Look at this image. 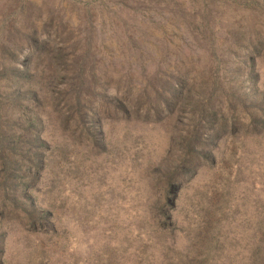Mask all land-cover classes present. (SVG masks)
Wrapping results in <instances>:
<instances>
[{"label": "rangeland", "instance_id": "obj_1", "mask_svg": "<svg viewBox=\"0 0 264 264\" xmlns=\"http://www.w3.org/2000/svg\"><path fill=\"white\" fill-rule=\"evenodd\" d=\"M261 214L264 0H0V264H247Z\"/></svg>", "mask_w": 264, "mask_h": 264}, {"label": "trees", "instance_id": "obj_2", "mask_svg": "<svg viewBox=\"0 0 264 264\" xmlns=\"http://www.w3.org/2000/svg\"><path fill=\"white\" fill-rule=\"evenodd\" d=\"M33 44H34V46L36 47L38 43L34 42ZM257 46H258V45H257ZM258 48H259V47H258ZM258 48L256 47V48H254V50L256 51V50H258ZM17 75H21V74L18 72ZM24 106H25L26 108H28V109L31 108V106L29 107L28 105H24ZM37 159H38V157H37ZM38 160H39V159H38ZM9 163H10V162H9ZM17 163H18V162H17ZM17 163L14 161V164H15L16 166H18ZM262 218H263V219H262ZM260 219H262V220H261L260 223H259V227H260V228H264V227H263V226H264V215H263V214L260 215ZM261 223H262V225H261ZM258 261H259V264H264V259H263V258L260 259V258H258L256 255H252L251 258L248 259V263H247V264H257Z\"/></svg>", "mask_w": 264, "mask_h": 264}]
</instances>
